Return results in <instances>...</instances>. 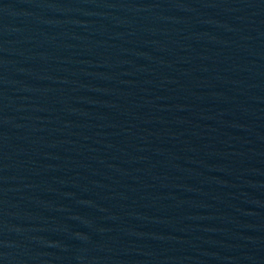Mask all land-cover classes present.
Wrapping results in <instances>:
<instances>
[{
	"label": "water",
	"instance_id": "1",
	"mask_svg": "<svg viewBox=\"0 0 264 264\" xmlns=\"http://www.w3.org/2000/svg\"><path fill=\"white\" fill-rule=\"evenodd\" d=\"M0 264H264V0H0Z\"/></svg>",
	"mask_w": 264,
	"mask_h": 264
}]
</instances>
